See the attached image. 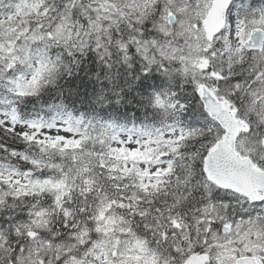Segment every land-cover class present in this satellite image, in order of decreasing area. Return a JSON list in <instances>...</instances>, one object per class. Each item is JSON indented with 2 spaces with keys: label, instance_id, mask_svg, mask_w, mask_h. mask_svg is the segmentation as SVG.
Segmentation results:
<instances>
[{
  "label": "snow or ice",
  "instance_id": "obj_1",
  "mask_svg": "<svg viewBox=\"0 0 264 264\" xmlns=\"http://www.w3.org/2000/svg\"><path fill=\"white\" fill-rule=\"evenodd\" d=\"M0 264H264V0H0Z\"/></svg>",
  "mask_w": 264,
  "mask_h": 264
}]
</instances>
